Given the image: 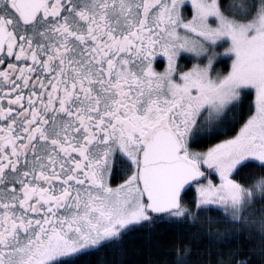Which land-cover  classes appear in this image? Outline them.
I'll return each instance as SVG.
<instances>
[{
  "label": "snow or ice",
  "instance_id": "obj_1",
  "mask_svg": "<svg viewBox=\"0 0 264 264\" xmlns=\"http://www.w3.org/2000/svg\"><path fill=\"white\" fill-rule=\"evenodd\" d=\"M169 231L264 264V0H0V264Z\"/></svg>",
  "mask_w": 264,
  "mask_h": 264
},
{
  "label": "trees",
  "instance_id": "obj_2",
  "mask_svg": "<svg viewBox=\"0 0 264 264\" xmlns=\"http://www.w3.org/2000/svg\"><path fill=\"white\" fill-rule=\"evenodd\" d=\"M221 69L224 68V65H218ZM161 68V66H160ZM206 146V145H205ZM192 194L189 193V196ZM163 227V226H160ZM176 236L175 232L169 231L166 232L163 236L159 237V243L161 245L160 248H156L153 245L151 248L142 247L144 244L143 237L136 239L134 242L128 245L129 252L127 257L125 258L124 264H146L148 260L152 261V264H164L165 260L171 261L173 259V254L168 251L172 247V241ZM139 250V254L137 251ZM237 250V245L234 243L227 248L221 249V251L235 252ZM201 251H203V247H201ZM104 257L108 260H111L113 257V253L106 252L103 253ZM117 259L119 257L117 256ZM255 261V258H253Z\"/></svg>",
  "mask_w": 264,
  "mask_h": 264
},
{
  "label": "rangeland",
  "instance_id": "obj_3",
  "mask_svg": "<svg viewBox=\"0 0 264 264\" xmlns=\"http://www.w3.org/2000/svg\"><path fill=\"white\" fill-rule=\"evenodd\" d=\"M187 64V66H191V62H185Z\"/></svg>",
  "mask_w": 264,
  "mask_h": 264
},
{
  "label": "flooded vegetation",
  "instance_id": "obj_4",
  "mask_svg": "<svg viewBox=\"0 0 264 264\" xmlns=\"http://www.w3.org/2000/svg\"><path fill=\"white\" fill-rule=\"evenodd\" d=\"M160 70H162V65H161V68H160Z\"/></svg>",
  "mask_w": 264,
  "mask_h": 264
}]
</instances>
